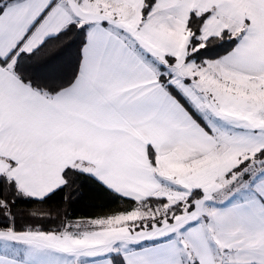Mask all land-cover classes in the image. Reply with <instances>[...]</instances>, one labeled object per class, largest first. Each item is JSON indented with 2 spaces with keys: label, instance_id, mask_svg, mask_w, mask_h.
Listing matches in <instances>:
<instances>
[{
  "label": "snow or ice",
  "instance_id": "obj_1",
  "mask_svg": "<svg viewBox=\"0 0 264 264\" xmlns=\"http://www.w3.org/2000/svg\"><path fill=\"white\" fill-rule=\"evenodd\" d=\"M0 264H264V0H0Z\"/></svg>",
  "mask_w": 264,
  "mask_h": 264
},
{
  "label": "trees",
  "instance_id": "obj_2",
  "mask_svg": "<svg viewBox=\"0 0 264 264\" xmlns=\"http://www.w3.org/2000/svg\"><path fill=\"white\" fill-rule=\"evenodd\" d=\"M33 207L34 205L30 203L19 205V208L25 212ZM127 207L126 203L117 201L108 195L96 182L81 178L76 186L69 188L67 191L54 193L44 206L45 209L53 212L54 219L31 222L40 224L44 228H53L56 226L55 210L58 209L73 218H78L103 217L112 212L127 209Z\"/></svg>",
  "mask_w": 264,
  "mask_h": 264
}]
</instances>
